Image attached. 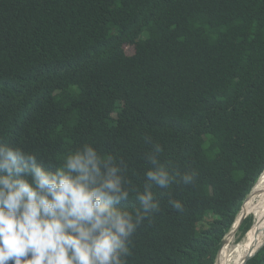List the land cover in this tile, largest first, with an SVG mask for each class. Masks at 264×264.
<instances>
[{
    "label": "trees",
    "instance_id": "16d2710c",
    "mask_svg": "<svg viewBox=\"0 0 264 264\" xmlns=\"http://www.w3.org/2000/svg\"><path fill=\"white\" fill-rule=\"evenodd\" d=\"M0 141L108 157L127 264H215L264 173V0H0Z\"/></svg>",
    "mask_w": 264,
    "mask_h": 264
},
{
    "label": "clouds",
    "instance_id": "9594fccd",
    "mask_svg": "<svg viewBox=\"0 0 264 264\" xmlns=\"http://www.w3.org/2000/svg\"><path fill=\"white\" fill-rule=\"evenodd\" d=\"M108 159L85 145L53 171L0 141V264H127L142 216L116 207L127 192ZM148 176L167 183L166 173ZM139 199L144 213L155 207L150 192Z\"/></svg>",
    "mask_w": 264,
    "mask_h": 264
},
{
    "label": "bare ground",
    "instance_id": "6f19581e",
    "mask_svg": "<svg viewBox=\"0 0 264 264\" xmlns=\"http://www.w3.org/2000/svg\"><path fill=\"white\" fill-rule=\"evenodd\" d=\"M260 178L258 179L260 182H256L249 195V197L252 196L249 205L251 204L254 206L253 214L251 210H246V201L249 197L246 198L243 204L244 208L242 213L249 214L254 219L253 227H251L252 229H250V231L247 232L248 234L238 241L231 250L228 249V246L222 256L220 253L216 264H242L245 258L249 256L251 252L257 250L262 245L264 241V173ZM229 241L230 239L227 238L222 246V249Z\"/></svg>",
    "mask_w": 264,
    "mask_h": 264
},
{
    "label": "water",
    "instance_id": "95a60500",
    "mask_svg": "<svg viewBox=\"0 0 264 264\" xmlns=\"http://www.w3.org/2000/svg\"><path fill=\"white\" fill-rule=\"evenodd\" d=\"M261 176H262V175H261ZM249 195H250V194H249ZM248 197H249V196H248ZM243 208H244V205H243V207H242L240 213L238 214V216H237V218H236V221H235L233 227H232L231 230L228 232V234H229V233H232V232H235L236 230H238L239 227H240V225H241V223L243 222V220L246 219L248 216H250L249 214L241 215V213H242V211H243ZM239 216H240V218H239ZM252 227H253V226H252ZM251 229H252V228H251ZM249 231H250V230H249ZM247 234H248V233H247ZM247 234H246V235H247ZM225 239H226V237L223 239L222 246H223V244H224L225 241H226ZM263 248H264V241H263L262 245L260 246V248H258L257 250L251 252V253L249 254V256H247V257L245 258V260L243 261L242 264H248L252 259H254V258H255V257L261 252V250H262ZM221 251H222V248L220 249V251H219V253H218L217 259L219 258ZM216 262H217V260H216ZM216 262H215V264H216Z\"/></svg>",
    "mask_w": 264,
    "mask_h": 264
},
{
    "label": "rangeland",
    "instance_id": "374dc122",
    "mask_svg": "<svg viewBox=\"0 0 264 264\" xmlns=\"http://www.w3.org/2000/svg\"><path fill=\"white\" fill-rule=\"evenodd\" d=\"M126 51H127V53L128 54H132L133 53V48L132 47H128V48H126ZM249 203H250V201H249ZM237 230L235 231V232H232V233H229L227 236H226V239L227 238H229L230 239V241H229V250H231L232 249V247L234 246V245H236L237 244ZM231 235V236H230ZM233 235V236H232ZM236 235V236H235ZM229 236V237H228ZM225 239V240H226ZM228 250V251H229Z\"/></svg>",
    "mask_w": 264,
    "mask_h": 264
}]
</instances>
